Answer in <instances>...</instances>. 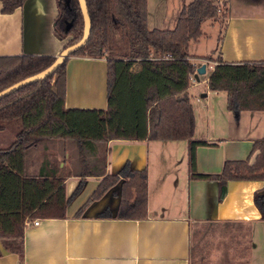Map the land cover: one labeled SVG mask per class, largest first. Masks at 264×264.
I'll return each instance as SVG.
<instances>
[{"label":"crops","instance_id":"1","mask_svg":"<svg viewBox=\"0 0 264 264\" xmlns=\"http://www.w3.org/2000/svg\"><path fill=\"white\" fill-rule=\"evenodd\" d=\"M191 1L146 0L147 28L173 29L180 11ZM219 1L210 2L218 6ZM221 1L225 2L226 15L223 30L213 41L214 35L201 27L199 38L189 42L187 48L188 57H197L191 58V63L199 66L207 57L224 66L264 61V0ZM1 9L0 2V57L56 58L64 49L66 41L57 38L53 31L57 0H25L9 14ZM211 39L210 53L196 54L198 46ZM208 76L209 72L194 82L189 80L186 92L195 119L193 139L207 142L195 149L194 173L217 175L225 160L247 159L253 142L264 139V112H243L237 120L233 119L226 108L225 93L209 90ZM64 107L107 108L105 58H68ZM20 124L19 120L0 121V151L16 140ZM188 145L186 141L147 139H112L98 145L95 154H88L87 159L104 154L105 175H116L125 165L131 170H146V218H115L119 184L77 217L102 178L88 176L78 194L69 200L62 218H36L38 226L27 224L33 220H26L22 257L5 250L0 242V264H189L191 229L207 222L249 225L250 241L255 244L249 254L252 256L256 242L264 240V221L253 202L256 192L264 194V183L229 181L219 187L216 181L191 177ZM24 168L29 177L56 170L69 173L64 181L65 196L69 197L82 167L75 143L68 140L46 142L30 150ZM105 210L111 217L99 218ZM249 264L253 262L250 260Z\"/></svg>","mask_w":264,"mask_h":264},{"label":"trees","instance_id":"2","mask_svg":"<svg viewBox=\"0 0 264 264\" xmlns=\"http://www.w3.org/2000/svg\"><path fill=\"white\" fill-rule=\"evenodd\" d=\"M0 2L1 12L9 14L21 7L25 0ZM85 2L91 23L90 37L69 57L106 59L107 108L64 107L65 66L69 57L45 79L0 99V121L19 120L21 123L16 140L8 149L0 151V242L5 250L20 257L26 220L62 218L69 200L78 194L88 176L102 178L77 217L89 204L119 184L115 218H146V170H131L125 165L118 174L105 175L104 154L91 161L87 159L88 154H95L98 145L112 139L186 141L189 144V167L193 172L191 177L216 181L219 187L229 181L264 183V139L253 142L247 159L225 160L217 175L194 173L195 149L207 145V142L193 139L195 119L186 90L195 65L187 56V48L189 42L199 38L201 23L218 16V7L208 0H193L182 8L173 29L149 30L146 0ZM53 31L59 39L70 36L65 47L81 39L83 17L78 0H57ZM54 60L49 56L0 57V91L46 69ZM216 62L207 85L211 91L225 93L226 108L233 119L237 120L243 112H264V61L228 66ZM68 140L75 143L82 168L76 175L79 177L77 186L66 197L64 181L69 173L56 170L29 177L24 165L27 153L40 144ZM253 202L264 221V194L256 192ZM98 217L111 215L105 210ZM199 226V230L192 234L189 264H203L208 259L210 237L217 232L229 238L236 249L244 241L237 257H248L249 225L207 222Z\"/></svg>","mask_w":264,"mask_h":264},{"label":"rangeland","instance_id":"3","mask_svg":"<svg viewBox=\"0 0 264 264\" xmlns=\"http://www.w3.org/2000/svg\"><path fill=\"white\" fill-rule=\"evenodd\" d=\"M212 3L214 0H210ZM218 16L215 19L210 20H204L202 22L201 27L207 34H213V41L216 39V36H219L220 33L223 30L224 26V19H225V2L219 1L218 4ZM211 23V24H210ZM70 36L66 39H62L66 41V44L70 41ZM212 39L209 43H202L197 48L198 55H208L210 53V50L212 48ZM213 50V49H212ZM192 59H197V57H191ZM207 60L213 62L211 58L207 57ZM216 61V60H215ZM216 67L213 68V71ZM212 71V72H213ZM207 72L209 74L211 73L209 69L207 68ZM204 78V77H202ZM201 78V80H202ZM203 85H201L202 87ZM221 96L223 97L224 94L221 93ZM245 125H247L246 121H244ZM249 124V123H248ZM251 128H254L253 126H250ZM194 225L191 229V238L192 234L196 233L199 230V226ZM195 235V234H194ZM210 252L208 259L203 264H249L250 260L253 262V264H264V240L261 238V242H256L255 250L252 253V256L248 255L247 258H239L237 257V254L239 253L240 249L245 245L244 241L240 242V247L238 249L235 248V244L233 245L229 238L222 235L221 232H217L214 237H210ZM193 241H195V237L193 238ZM253 245L255 246L254 242L250 243V253L253 248ZM250 258V259H249ZM254 259V260H253Z\"/></svg>","mask_w":264,"mask_h":264},{"label":"water","instance_id":"4","mask_svg":"<svg viewBox=\"0 0 264 264\" xmlns=\"http://www.w3.org/2000/svg\"><path fill=\"white\" fill-rule=\"evenodd\" d=\"M78 4L80 7L82 17H83V32H82L81 39L77 43H74L72 45L65 47L59 53V55L55 58L53 63L51 65H49L46 69L40 71L39 73H37L35 75H32V76L27 77L23 80H20V81L16 82L15 84L7 87L6 89L0 91V99L4 96L16 91L17 89H19L23 86H26L30 83L45 79L47 76H49L51 73H53L64 62V60L67 57H69V55L71 53L77 51L78 49H80L82 46H84L87 43V41L90 37V33H91L90 18L88 15V10H87L85 0H78ZM204 74H205V65H201L196 70L195 78L198 79L199 76H203Z\"/></svg>","mask_w":264,"mask_h":264},{"label":"built area","instance_id":"5","mask_svg":"<svg viewBox=\"0 0 264 264\" xmlns=\"http://www.w3.org/2000/svg\"><path fill=\"white\" fill-rule=\"evenodd\" d=\"M216 64H217L216 61L211 62V61L207 60L206 58H204V59H203V63H202L201 65H205V74H206V73H208V72H207V68H208L209 71L212 73L213 68L216 66ZM201 65H199V66H201ZM199 66H196V65H195V71H194V73L191 74V75L189 76V80H190V81L194 82V81L196 80V79H195V74H196V70H197V68H198ZM211 73H210V74H211ZM205 74H204V75H205ZM210 74H209V76H210ZM209 76H208V78H209ZM27 224H30V225H33V226H38L39 221H38V220H33V221H31V222H29V223H27Z\"/></svg>","mask_w":264,"mask_h":264}]
</instances>
